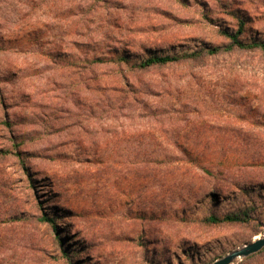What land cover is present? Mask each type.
<instances>
[{
	"label": "rangeland",
	"instance_id": "obj_1",
	"mask_svg": "<svg viewBox=\"0 0 264 264\" xmlns=\"http://www.w3.org/2000/svg\"><path fill=\"white\" fill-rule=\"evenodd\" d=\"M238 17L264 41V0H0V147L26 157L0 158V264H211L264 233L262 53L133 65Z\"/></svg>",
	"mask_w": 264,
	"mask_h": 264
},
{
	"label": "trees",
	"instance_id": "obj_2",
	"mask_svg": "<svg viewBox=\"0 0 264 264\" xmlns=\"http://www.w3.org/2000/svg\"><path fill=\"white\" fill-rule=\"evenodd\" d=\"M245 20L243 18L238 17V24L236 31L229 30V28L222 29L220 31V35L227 40L226 44L222 46H216L213 48H204V49H198L192 52L191 54H183L180 56H174L170 54H151L148 56H145L141 58L138 62H133L134 67L137 69H149L152 67H163L175 62H178L182 59L187 58H194V59H201L206 56H214L218 55L222 52H232V51H246V50H257L262 53L264 56V41H249L247 38H244L243 35L245 34ZM129 58L122 56L120 58L121 61L127 62ZM10 109V106L5 101V98L3 97V94L0 91V126L3 125L4 127L8 128V130L12 129L13 122L10 120V116L8 112L5 110ZM13 137L10 138L11 145L9 147H0V158H8L13 157L17 159L19 166H21L23 169H25L26 165V157L24 155L25 152H23L21 146L23 145V136H20L19 132H16ZM24 135V134H23ZM184 153V156H192V153L187 151L186 149H183L182 151ZM189 162V161H188ZM190 163L196 165L202 172L208 173V169L205 167L204 164L199 162L196 158L191 159ZM210 200L217 201L218 195L215 192H212L209 196ZM247 218V215L245 213L240 214L238 212L236 213H229L225 214L222 217L216 216V215H210L207 218V221L213 224H219V223H241L245 222V218ZM41 222L49 224L51 227H55V220L52 217H47L46 215H42ZM264 250L259 252L256 256H261L263 254ZM255 257V256H254ZM253 257L247 259L251 260Z\"/></svg>",
	"mask_w": 264,
	"mask_h": 264
},
{
	"label": "water",
	"instance_id": "obj_3",
	"mask_svg": "<svg viewBox=\"0 0 264 264\" xmlns=\"http://www.w3.org/2000/svg\"><path fill=\"white\" fill-rule=\"evenodd\" d=\"M264 249V233L258 236L257 239H253L251 242L244 244L241 247H237L224 257L215 260L211 264H233L237 261H243L248 259Z\"/></svg>",
	"mask_w": 264,
	"mask_h": 264
},
{
	"label": "bare ground",
	"instance_id": "obj_4",
	"mask_svg": "<svg viewBox=\"0 0 264 264\" xmlns=\"http://www.w3.org/2000/svg\"><path fill=\"white\" fill-rule=\"evenodd\" d=\"M258 238V236L257 237H255V239H257Z\"/></svg>",
	"mask_w": 264,
	"mask_h": 264
}]
</instances>
